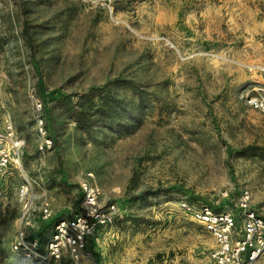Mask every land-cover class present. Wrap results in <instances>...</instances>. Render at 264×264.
<instances>
[{"label":"rangeland","instance_id":"374dc122","mask_svg":"<svg viewBox=\"0 0 264 264\" xmlns=\"http://www.w3.org/2000/svg\"><path fill=\"white\" fill-rule=\"evenodd\" d=\"M263 63L264 0H0V264H210L178 203L264 218ZM89 190L114 222L51 256Z\"/></svg>","mask_w":264,"mask_h":264},{"label":"built area","instance_id":"2783aa9c","mask_svg":"<svg viewBox=\"0 0 264 264\" xmlns=\"http://www.w3.org/2000/svg\"><path fill=\"white\" fill-rule=\"evenodd\" d=\"M259 70L264 75V63L260 64ZM249 103L264 112V84L259 87L257 95L249 99ZM41 124L42 118H39ZM10 161L11 157L0 138V169ZM84 207L85 214H75L56 224L54 236L45 247L51 256L58 257L61 252L67 251L75 259L81 257L95 231L109 226L116 218L115 207L97 204L90 190L84 199ZM178 208L212 236L214 246L209 252L210 264H264V218L251 208L247 192L238 199L237 213L187 199L180 200ZM43 212H47L46 208ZM17 246L39 249L37 240L30 243L24 238L17 242Z\"/></svg>","mask_w":264,"mask_h":264}]
</instances>
